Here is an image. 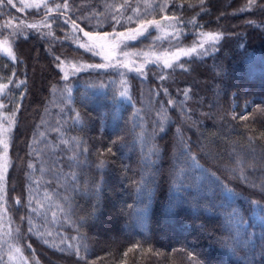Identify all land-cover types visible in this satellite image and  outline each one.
I'll use <instances>...</instances> for the list:
<instances>
[{
	"label": "trees",
	"instance_id": "obj_1",
	"mask_svg": "<svg viewBox=\"0 0 264 264\" xmlns=\"http://www.w3.org/2000/svg\"><path fill=\"white\" fill-rule=\"evenodd\" d=\"M69 2L73 10L67 16L85 31L127 32L141 20L172 14L185 22L178 25V38L156 40L150 27L144 36L126 42L140 51L190 47L201 31L219 32L222 38L209 55L181 56L177 64L187 70L148 63L145 75L120 67L89 68L64 80L56 56L97 61L70 42L65 17L53 14L55 38L43 35L47 28L25 29L16 37L17 61L0 56V83L9 77L14 81L8 95L0 96L5 104L0 110L10 114L18 109L9 133L11 166L3 200L7 212L0 221L2 231H13L4 244H18L39 264H84L28 232L27 219L21 220L27 216L39 231H51L47 239L61 248L86 244L88 264H119L130 248L136 250L128 252L127 264H190L187 253L202 264H264L259 247L252 255L232 239L241 219L242 239L251 237L259 246L264 233V111H257L264 108V10L239 12L247 0H206L207 11L201 12L196 0H190L196 6L184 3L182 8L177 4L183 0H175L163 12L145 11L141 0L139 16L132 8L122 9L133 21L122 18L117 24L104 17L82 18L94 10L106 12L105 0ZM108 2L119 5L124 0ZM14 3L16 8L0 7V25L12 17L18 25L41 19L43 9L19 11V0ZM131 3L136 6V0ZM193 17L195 26L187 23ZM99 20H104L103 27ZM125 87L130 99L120 95ZM169 99L175 103L168 104ZM162 110L168 119L160 131ZM244 116L248 119H240ZM73 150L83 163L69 160ZM237 156L256 165L247 169V181L233 171ZM70 171L76 173L75 180L65 179ZM45 193L51 200H45ZM37 200L43 203L39 214L32 211L39 207ZM7 249L0 247V264H5Z\"/></svg>",
	"mask_w": 264,
	"mask_h": 264
},
{
	"label": "snow or ice",
	"instance_id": "obj_2",
	"mask_svg": "<svg viewBox=\"0 0 264 264\" xmlns=\"http://www.w3.org/2000/svg\"><path fill=\"white\" fill-rule=\"evenodd\" d=\"M143 6L145 11L148 9H152L155 11L156 9H159L160 12L165 11V9L168 6L169 2H175V0H163L162 3L154 4L152 0H142ZM197 4L200 6V11L205 12L207 9L204 7L206 0H196ZM19 3L22 5L21 8H18L19 11H23L24 9H35L37 12H39L41 9H43V15L39 21H34L32 23H26L24 21H20L19 25H13L12 20L17 19L16 17H12L11 20L6 21L3 25H0V56H6L9 60L15 62L17 61V55L14 51V43L15 39L18 36H23L25 29H33L37 32L40 31L41 28H48L49 31L47 33H43V35L53 37L54 33L51 31L52 24L56 23L57 20L53 16L55 13L56 16L65 17L64 23L65 24H71L73 32H82L84 37H87V41L79 43L78 46L80 48H83L85 51L91 52L92 55L95 56H101L104 59V63H98V64H85V63H72L68 62L65 63L64 60H61L60 56H56L55 59L59 61L58 67L61 68V71L64 72L63 79L68 80L69 74L71 72L72 75H75L77 72L80 71H86L89 68L92 69H108V68H126L129 71H134L140 75H145V65L148 63H162L163 67L166 69H171L174 67V64L182 69H185L184 64H177V62L180 60L181 56L184 57H193V56H206L209 55L211 51H215V45L219 43L220 39L222 38V34L219 32H203L201 31L199 33V39L198 41H193L192 45L190 47H178L175 52L172 53H164L161 56H156L155 60L149 59V53H142L144 55L145 60L144 63L137 64V62L133 59H131L132 56L135 55H141V53H129L124 51H117L120 49V44L124 40H134L137 37L144 36L145 33L148 32L150 27H154L156 29H159L165 37L167 36H173V38H178L179 34L181 33L182 29L178 27L179 24L185 23L183 20L180 19V17L176 14L172 15H165L162 17V20L167 22L162 24L161 20L157 19H151V20H141L138 23V26L136 28L128 29L127 32H96V31H85L83 28L80 27V25L77 23L75 19H72L70 16H67V13L72 11V5L70 4L69 0H62V2H57V0H52L50 3L49 0H19ZM184 3H188L189 7H194L196 5L190 3V0H183V2L178 3V7H184ZM141 0H136V6L133 7L131 0H124L123 4H115L110 3L108 0H105L104 2V8L107 12H99V11H93L90 16L82 17L83 19L90 20L91 17H104V20H112L115 21L117 24L121 22V19L124 18L128 22L133 21V16L124 15V12L121 11L122 9L132 8V11L134 14L139 16L141 8H140ZM10 5L13 8L17 7V4L14 3V0H0V7H4ZM256 8H260L261 10H264V4L260 3V0H247V3L242 6L240 9H238L239 12H245L250 11ZM112 11L119 12L120 16H116L112 14ZM235 14V13H234ZM198 15V13H197ZM104 20H99L97 22L99 27H103ZM187 23H191L194 26L197 24V21L193 17L192 19L188 20ZM247 23L253 24L254 21H247ZM200 28H203V25H199ZM5 29H12L11 32L5 33ZM171 29V31H169ZM111 37V39H109ZM79 37H76V40L79 41ZM207 46V47H206ZM119 56H123L124 59H118ZM115 61V62H114ZM13 76L15 73L12 74ZM161 79H165L164 76L160 77ZM14 81L9 77L7 79V83H0V96H7L8 93L11 91L9 89V85L13 84ZM20 83H24V81H20ZM16 87H19V84L15 85ZM55 91V89H53ZM66 91L70 92L71 89L66 86ZM188 91H184L185 100H187L188 97ZM165 94H167V89H164ZM122 97L128 96V89L127 87L124 88V90L120 93ZM175 102L171 99L168 100V104H174ZM5 107V104L3 101H0V109H3ZM18 110V109H17ZM13 110L10 114H2L0 113V116H2L3 120L7 121V127L4 126L3 122L0 121V201H3L5 199V184H6V178H7V172L9 167L11 166V160L8 154L9 150V135L8 133L11 131L12 127L16 123V111ZM257 111H264V108H258ZM161 119V126L160 131H163V122L168 119L167 113L165 111H161L159 114ZM236 116H233V119H236ZM79 119V118H77ZM240 119L247 120L248 117H240ZM179 131V130H178ZM264 135V134H262ZM41 136H43V133H41ZM61 144L68 145L69 141L65 139H61ZM181 143L184 147H187L186 142L181 139ZM78 146V145H77ZM155 148L150 149V151H154ZM86 151V149H84ZM110 151V149H109ZM191 159L195 160V156H192ZM69 160L76 161L77 164L83 163L82 161H79L77 159V154L73 150V155L69 157ZM100 167L103 166V161H101ZM29 168H33L34 166L30 163L28 164ZM71 167V165H70ZM256 165L253 162H246L243 157L237 156L235 160V166L233 167L234 172H239L240 178L247 181V169L249 168H255ZM45 169H41V171H44ZM68 177H71L72 180L76 179V173L74 171H70L69 173L65 174V179ZM254 187L256 185H253ZM260 188L262 191H264V182L261 183ZM45 200H51V197L45 193ZM16 204L20 203L19 198L15 201ZM33 203L32 199L28 200V205H31ZM254 203H259L254 202ZM36 204L39 206L37 208H32L33 212H36L39 214V208L43 207V203L39 200L36 201ZM57 207H60L57 205ZM7 209H4V213L6 214ZM53 218H55L56 213L53 212ZM233 216H237L238 213H233ZM2 215H0V221H2ZM27 219L28 224L30 225L28 228V232H34L35 235L42 240L44 244L49 245L50 247L57 248L58 250L62 252H68L71 255H75V257L80 260L84 261V264H88L87 260V245L86 244H69L68 247L61 248L60 245H58L55 240L49 241L47 239L48 236H52V232L49 230H45L43 232L39 231L33 221L32 217H21V220ZM260 220L264 222V217H260ZM243 224V220L237 221V231L236 235L232 238L234 245L238 247H243L247 251L251 252L252 255L256 254L257 247L260 248L261 254H264V233L261 234L260 240L261 243L258 246L256 243H254L251 240V237L248 239H242L241 233L239 231V225ZM12 229L9 228L8 231L5 233L8 236H11ZM16 233H20V228L17 227L15 229ZM64 243V239L62 238L60 241V244ZM2 247V245H0ZM28 248H31V245L27 246ZM136 249L130 248L128 252H133ZM147 251H151V249H148ZM128 252H125L123 254V259L119 262V264H127V257ZM247 254V253H246ZM17 256H19V259L23 261V264H29L28 257H25L23 255L22 248L18 246V244H9V251H8V257L9 260H16ZM34 258V257H33ZM187 258L190 262V264H202L199 257L196 256L194 253H187ZM0 259H3V257H0ZM35 264H39V261L36 260Z\"/></svg>",
	"mask_w": 264,
	"mask_h": 264
},
{
	"label": "rangeland",
	"instance_id": "obj_3",
	"mask_svg": "<svg viewBox=\"0 0 264 264\" xmlns=\"http://www.w3.org/2000/svg\"><path fill=\"white\" fill-rule=\"evenodd\" d=\"M39 21V20H38ZM13 23V25H18L16 22H12ZM161 23L162 24H164V23H167V22H165V21H163L162 19H161ZM41 30H45V28H41ZM5 31V33H8V32H11L12 31V29H7V30H4ZM46 33L49 31V29L47 28L46 30ZM155 31H156V33L154 34V39H156V40H158L159 38H165V36L163 35V33L159 30V29H156L155 28ZM169 31H171V29H169ZM64 32H66L67 34H68V38H69V40H70V42L75 46V47H79L78 46V44L79 43H82V42H85V41H87V37H84V35H83V33L82 34H78V33H76V32H73V30L71 29V26H70V24H68L67 25V28H66V30H64ZM123 32H126V31H123ZM76 37H79L80 39H79V41H77L76 40ZM141 37V36H140ZM140 37H137V38H140ZM0 38H2V37H0ZM52 38V37H51ZM53 38H55L54 36H53ZM136 38V39H137ZM109 39H111V37L109 38ZM128 40H124L121 44H120V49H118L117 51L119 52V51H124V52H129V53H141V55H135V56H132L131 57V59H133V60H135L136 62H137V64H140V63H144V60H145V57H144V55H142V53H149V59H151V60H155V58H156V56H161L162 54H164V53H172V52H162V53H160V52H157V53H155V52H153V51H151V50H149V49H147V50H142V51H140L139 49H133V48H130V47H128L127 45H126V42H127ZM46 49H47V51L51 54V48L49 47V46H46ZM83 49V48H82ZM84 50V49H83ZM176 51V50H175ZM175 51H173V52H175ZM91 53V52H90ZM92 54V53H91ZM95 56V55H94ZM96 57V59H97V61H91L90 59H88L92 64H98V63H104L105 61H104V59L101 57V56H95ZM78 59H76V58H70V57H68L67 59L66 58H61V60H64L65 61V63L67 64L68 62H72V63H77V62H79V63H85V64H91V63H89V61L87 60V58H79V57H77ZM118 59H121V60H123L124 59V57L123 56H119L118 57ZM115 62V61H114ZM122 69H124V68H122ZM64 73V72H63ZM70 74H71V72H70ZM69 74V75H70ZM0 113H2V114H8V113H6L5 111H2V110H0ZM0 121H2L3 122V124H4V126L5 127H7V121L6 120H3L2 119V116H0ZM10 133V132H9ZM9 133H8V135H9ZM0 150H2V149H0ZM0 205L2 206V208H0V213H1V215L4 213V206H3V201H0ZM4 215V214H3ZM5 217H6V215H5ZM1 227H2V225L0 226V236H2L1 238H0V242H1V245H2V247H8V249H7V252H6V259H4L5 260V264H23V261L21 260V259H19V256H17V259L16 260H12V261H10L9 260V257H8V251H9V244H4V242H3V240H4V238L7 240V238H9L10 236H8V235H6L5 233L8 231H2L1 230ZM10 228V227H9ZM11 244V243H10ZM19 246V245H18ZM23 255L25 256V257H28V261H29V264H35V261L34 260H32V258L29 256V255H25L24 253H23Z\"/></svg>",
	"mask_w": 264,
	"mask_h": 264
}]
</instances>
